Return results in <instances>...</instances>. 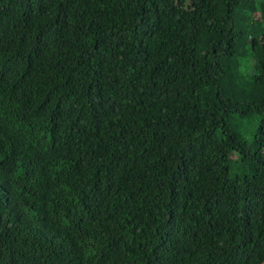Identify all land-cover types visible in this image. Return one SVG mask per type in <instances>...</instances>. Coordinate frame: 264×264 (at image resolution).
<instances>
[{
	"label": "trees",
	"instance_id": "1",
	"mask_svg": "<svg viewBox=\"0 0 264 264\" xmlns=\"http://www.w3.org/2000/svg\"><path fill=\"white\" fill-rule=\"evenodd\" d=\"M0 264H264V0H0Z\"/></svg>",
	"mask_w": 264,
	"mask_h": 264
},
{
	"label": "rangeland",
	"instance_id": "2",
	"mask_svg": "<svg viewBox=\"0 0 264 264\" xmlns=\"http://www.w3.org/2000/svg\"><path fill=\"white\" fill-rule=\"evenodd\" d=\"M254 124H255V121L253 119H250L249 121H246L245 124L243 125L242 130L244 132V135L248 139V141H251V138H250L251 135L249 134L248 130H250L252 128V125ZM235 165L236 163L233 164L234 167L232 166V172H235L236 171L235 169H237V166Z\"/></svg>",
	"mask_w": 264,
	"mask_h": 264
}]
</instances>
